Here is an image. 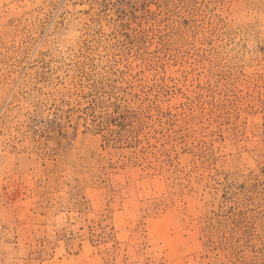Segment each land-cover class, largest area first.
<instances>
[{
    "label": "rangeland",
    "instance_id": "rangeland-1",
    "mask_svg": "<svg viewBox=\"0 0 264 264\" xmlns=\"http://www.w3.org/2000/svg\"><path fill=\"white\" fill-rule=\"evenodd\" d=\"M0 264H264V0H0Z\"/></svg>",
    "mask_w": 264,
    "mask_h": 264
}]
</instances>
